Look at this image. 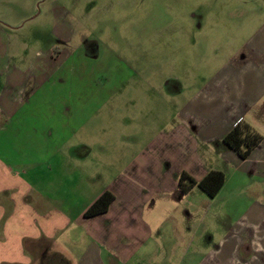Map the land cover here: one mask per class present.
<instances>
[{"label": "crops", "instance_id": "0c3cea01", "mask_svg": "<svg viewBox=\"0 0 264 264\" xmlns=\"http://www.w3.org/2000/svg\"><path fill=\"white\" fill-rule=\"evenodd\" d=\"M20 27L15 22L9 28ZM5 28L0 23V264H153L149 257L164 264L172 254L160 242L164 225L181 226L187 221L180 215L182 205L194 216L196 201L206 209L226 204L234 216L205 248L195 243L203 230L181 228L188 244L178 257L187 261L178 264H264V19L229 55L216 63L202 60L206 74L197 86L191 75L184 80L169 75L175 85L166 92L162 86L169 79H146L158 84L142 99L148 107L123 110L140 112V131H149L150 122L157 126L139 152L124 156L123 164L115 158L111 168L118 165V171L110 180L109 171L99 168L108 156L91 155L89 147L85 153L84 142L55 148L46 139L23 136L26 106L64 70L68 57L58 61L53 46L29 56L19 31ZM77 96L78 108L84 94ZM240 121L260 136L244 158L221 144ZM209 170L223 174L213 197L196 186L177 192L179 173L199 180ZM103 191L113 195L107 209L83 216ZM222 192L227 196L216 201Z\"/></svg>", "mask_w": 264, "mask_h": 264}, {"label": "rangeland", "instance_id": "374dc122", "mask_svg": "<svg viewBox=\"0 0 264 264\" xmlns=\"http://www.w3.org/2000/svg\"><path fill=\"white\" fill-rule=\"evenodd\" d=\"M23 14L25 19L19 20ZM263 19L264 0H0V23L7 31H19L29 56L53 46L58 61L68 57L64 70L56 72L36 101L26 106L24 126L28 129L23 136L46 139L55 148L84 142L85 153L90 148L91 155L108 156L99 168L109 171L110 180L118 166L111 165L123 164L124 156L139 152L157 126L150 122L149 131H140V112L138 116L136 111L126 114L123 110L148 107L142 99L153 95L158 84H147L146 79H169L162 86L166 92L175 85L169 75L181 80L191 75L197 86L206 74L201 61L210 58L216 63L229 55ZM15 22L21 27L11 30ZM77 92L84 94L78 108ZM220 195L227 196L222 192L216 201ZM195 205V217L182 205L180 215L187 221L181 226L174 221L164 225L166 234L160 242L164 249L169 246V252L172 249L164 264L187 261L178 257L188 244L181 228L195 225L197 231L203 230L195 243L205 248L221 236L234 216L226 204L222 209L215 203L211 209L198 201ZM171 217L175 218L174 211ZM158 259L149 257L153 264Z\"/></svg>", "mask_w": 264, "mask_h": 264}, {"label": "trees", "instance_id": "16d2710c", "mask_svg": "<svg viewBox=\"0 0 264 264\" xmlns=\"http://www.w3.org/2000/svg\"><path fill=\"white\" fill-rule=\"evenodd\" d=\"M260 140V136L243 121L234 124L222 137L221 144L235 152L240 158H244ZM223 182V174L220 171L209 170L199 179L194 180L185 172L179 173L176 180V189L180 194H185L192 186H196L205 196L213 197ZM113 195L109 191L101 192L83 211L85 217L104 212Z\"/></svg>", "mask_w": 264, "mask_h": 264}]
</instances>
